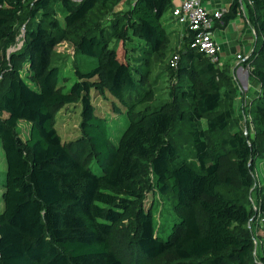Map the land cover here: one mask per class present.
Returning a JSON list of instances; mask_svg holds the SVG:
<instances>
[{
    "label": "trees",
    "instance_id": "trees-1",
    "mask_svg": "<svg viewBox=\"0 0 264 264\" xmlns=\"http://www.w3.org/2000/svg\"><path fill=\"white\" fill-rule=\"evenodd\" d=\"M120 2L0 0V264H264L249 224L256 211L264 218V185L253 187L256 209L249 198L264 159V0L249 3L260 41L241 60L258 86L251 131L235 123L230 65L195 48L191 29L158 100L153 70L171 51V0ZM19 24L23 43L8 51ZM61 41L73 46L70 74ZM93 91L125 112L117 142ZM77 109L63 138L59 118ZM20 119L30 123L24 139ZM155 193L168 200L157 215Z\"/></svg>",
    "mask_w": 264,
    "mask_h": 264
},
{
    "label": "rangeland",
    "instance_id": "rangeland-1",
    "mask_svg": "<svg viewBox=\"0 0 264 264\" xmlns=\"http://www.w3.org/2000/svg\"><path fill=\"white\" fill-rule=\"evenodd\" d=\"M60 21L63 23V19L61 14H58ZM163 18L167 19L169 23V29H174L176 31H180L182 29V24L176 22L171 11H167L163 14ZM24 38V28L22 25H18L17 35L15 41L10 43L7 47V50H14L21 47ZM180 41L175 37V35L171 34V41L170 47L171 51L167 55V57L162 61H157L154 66L153 70V78L156 80V84L154 86L156 95L158 100H163L168 98L169 86L174 82V78L171 77L170 71L167 68L168 59L172 57L174 53H176L177 48L179 47ZM55 51H57L58 55L62 58L61 61L63 62V66L65 68V72L68 74L71 73L70 66L71 60L73 55V46L68 41H61L55 47ZM60 61V62H61ZM241 69L238 70V67L234 66L232 69V74L234 76L233 80L236 85V92L234 95V106H235V123L243 128L245 131L252 130L251 124V114L248 102L250 101L249 97V81L247 80V76L243 69V73H240ZM247 72V70H246ZM252 94L256 95L255 91H251ZM111 99V95L107 92V95L103 96L101 94H95L94 91L92 92V100L96 106V109L107 117L109 126H110V133L113 142H117V139L126 126L127 118L124 111H119L116 113L112 110L109 106V100ZM77 112H70L69 110L63 111L60 116V121L58 125L59 132L63 136V138H68L73 135L74 130L77 126ZM205 124V120H203ZM30 123L25 119H20L17 124V132L23 139L26 138L29 134ZM183 148H186L185 142L181 143ZM5 171V157L3 148L0 142V182L4 175ZM253 178L254 184L249 191V198L250 202L254 209H256V199L257 196L255 195L254 188L257 185H264V159H257L253 169ZM1 194V190H0ZM154 207L153 209L156 211V215L158 214L159 208H165L166 203L168 200H165L163 197L159 196L157 193L154 195ZM152 198L151 192L147 193V200ZM1 207V204H0ZM161 217V223L164 227L169 226V220L167 214L163 211ZM156 219L157 216H156ZM251 224L252 233L254 235L253 239V253L258 255V252L261 249V245L264 244V218L263 216L259 215V212L256 211L255 217L251 218L249 221ZM258 226V227H257ZM167 228H163L162 232L165 233Z\"/></svg>",
    "mask_w": 264,
    "mask_h": 264
},
{
    "label": "crops",
    "instance_id": "crops-1",
    "mask_svg": "<svg viewBox=\"0 0 264 264\" xmlns=\"http://www.w3.org/2000/svg\"><path fill=\"white\" fill-rule=\"evenodd\" d=\"M127 0H121L118 5V8L123 6ZM182 0H171V11L174 5H178ZM237 13L230 18L222 26L215 22V27L213 29V36L216 42L219 44V59L221 63H228L231 67V71L234 66L238 67L239 72L247 76V80L250 82V91L249 97L252 96L251 91L258 92V86L255 84V81L248 79V70L247 67L242 64L240 59H236L235 55L241 53L243 55H249L255 48H257L260 36L256 33L255 29L252 27L248 20L247 11L249 9L250 0H237ZM233 0H202L203 5L210 11H213L218 8H222L223 12L227 11L232 5ZM169 24V23H168ZM183 26V25H182ZM173 35L182 42V37L185 34L184 26L180 31L170 29ZM244 69V71H243ZM247 70V72H246ZM232 77L234 78L233 74Z\"/></svg>",
    "mask_w": 264,
    "mask_h": 264
},
{
    "label": "built area",
    "instance_id": "built-area-1",
    "mask_svg": "<svg viewBox=\"0 0 264 264\" xmlns=\"http://www.w3.org/2000/svg\"><path fill=\"white\" fill-rule=\"evenodd\" d=\"M251 1V0H250ZM174 20L193 31L192 45L203 52L211 61H220L219 44L213 36L216 20L223 13L222 8L208 10L202 0H182L171 9ZM248 56V55H247ZM241 53L235 55L236 59L243 60L247 57ZM177 55L172 56L171 64L176 65Z\"/></svg>",
    "mask_w": 264,
    "mask_h": 264
}]
</instances>
